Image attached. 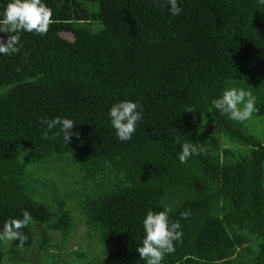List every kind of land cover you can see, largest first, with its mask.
<instances>
[{"label": "trees", "instance_id": "trees-1", "mask_svg": "<svg viewBox=\"0 0 264 264\" xmlns=\"http://www.w3.org/2000/svg\"><path fill=\"white\" fill-rule=\"evenodd\" d=\"M43 2L53 10L47 35L21 33L20 55L0 54V229L23 210L32 217L24 248L0 242V257L37 264L24 259L36 250L38 264H145L143 220L170 209L183 237L162 264H264V145L212 106L243 88L264 124V5L178 0L172 16L153 0ZM122 101L142 109L129 142L109 117ZM57 116L80 133L68 146L62 135L42 138L41 118ZM189 141L203 152L181 163ZM79 226L88 249L64 258Z\"/></svg>", "mask_w": 264, "mask_h": 264}, {"label": "clouds", "instance_id": "clouds-1", "mask_svg": "<svg viewBox=\"0 0 264 264\" xmlns=\"http://www.w3.org/2000/svg\"><path fill=\"white\" fill-rule=\"evenodd\" d=\"M153 2L157 7L163 2L172 16H178L183 11L178 5V0H153ZM258 3L264 5V0H258ZM62 6L63 0H58L56 7L61 8ZM53 23V10L43 0H9L6 7L0 10V33L7 34L6 41L0 35V54L3 56L20 55L24 48L21 43V33L46 36ZM29 55V52L23 53L24 63L29 62ZM20 70L18 67L17 71ZM255 105L256 97L251 91L243 88L226 89L220 98L212 100V106L222 115L241 123L248 121L254 112L259 111ZM185 112L194 113L195 109L188 107ZM109 117L111 126L121 142L132 140L138 122L143 119L141 106L132 101L114 104L109 110ZM40 124L46 126V130L42 133L43 139L55 140L62 135L64 145L68 146L73 136L80 138L79 132L72 131L75 124L71 119L60 116L49 119L41 118ZM57 128L59 131H54ZM49 133L52 135L49 136ZM175 142L180 144L179 138ZM202 152L203 149L198 142H184L181 145L178 159L181 163H186L192 156H199ZM169 211L170 209L159 212L148 211L143 220L145 235L142 239V246L137 248V252L145 264H162L166 255L175 252L176 242L182 243L183 232L180 220L171 222ZM21 215L22 219L9 218L3 223L0 229V242L18 241L17 247L24 248L28 237L23 229L32 222V217L27 210H23ZM180 217L188 220L191 212L185 210L180 213Z\"/></svg>", "mask_w": 264, "mask_h": 264}, {"label": "rangeland", "instance_id": "rangeland-1", "mask_svg": "<svg viewBox=\"0 0 264 264\" xmlns=\"http://www.w3.org/2000/svg\"><path fill=\"white\" fill-rule=\"evenodd\" d=\"M64 38L66 39H72V35L70 34H64L63 35ZM261 120V115H258V112L253 113L252 118L249 119L248 121H246L247 123V130L250 134L255 135L256 137H260L259 133L262 132L263 127H262V123L260 122ZM244 150V149H243ZM85 235V228L84 226H79V235L76 238V240H73L70 242V245L66 246V247H61L60 249V253L64 258H71V254L73 251L78 250L79 247L81 246L82 249H88L87 243L83 240ZM102 257L99 256V259ZM32 258L34 263H40V260L38 258V252L36 250L31 251L27 257L24 256V259L28 260ZM93 263V261L91 262V264ZM0 264H10L7 259H5L4 257H0Z\"/></svg>", "mask_w": 264, "mask_h": 264}, {"label": "crops", "instance_id": "crops-1", "mask_svg": "<svg viewBox=\"0 0 264 264\" xmlns=\"http://www.w3.org/2000/svg\"><path fill=\"white\" fill-rule=\"evenodd\" d=\"M262 127H263V130H262V132L259 133V135H260L259 139L262 140L263 145H264V124L262 125Z\"/></svg>", "mask_w": 264, "mask_h": 264}]
</instances>
